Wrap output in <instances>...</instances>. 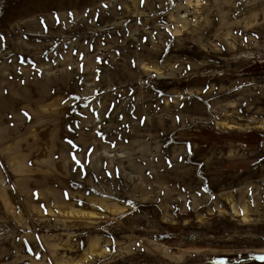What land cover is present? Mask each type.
<instances>
[{
  "label": "rangeland",
  "instance_id": "374dc122",
  "mask_svg": "<svg viewBox=\"0 0 264 264\" xmlns=\"http://www.w3.org/2000/svg\"><path fill=\"white\" fill-rule=\"evenodd\" d=\"M60 5L0 0V264H264V0Z\"/></svg>",
  "mask_w": 264,
  "mask_h": 264
},
{
  "label": "bare ground",
  "instance_id": "6f19581e",
  "mask_svg": "<svg viewBox=\"0 0 264 264\" xmlns=\"http://www.w3.org/2000/svg\"><path fill=\"white\" fill-rule=\"evenodd\" d=\"M69 1H72V0H69ZM41 6L46 10V11H49V10H52V11H55V10H59L61 8V5L60 3H64L65 0H39ZM75 2H72V5L74 4ZM30 28L32 31H35L34 28L36 27V23L35 22H30L29 25H24V30H26L27 28ZM36 32V31H35ZM223 125H226L228 128H234L231 123H228V122H223L222 123ZM231 125V126H229ZM172 258L174 259H181V257L177 256V255H171ZM83 260V259H82ZM80 263L77 262V264H89L91 261H82Z\"/></svg>",
  "mask_w": 264,
  "mask_h": 264
}]
</instances>
